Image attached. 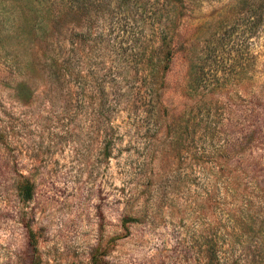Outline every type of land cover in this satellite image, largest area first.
I'll return each mask as SVG.
<instances>
[{
    "label": "rangeland",
    "instance_id": "rangeland-1",
    "mask_svg": "<svg viewBox=\"0 0 264 264\" xmlns=\"http://www.w3.org/2000/svg\"><path fill=\"white\" fill-rule=\"evenodd\" d=\"M102 1L63 72L0 0V264H264L263 0Z\"/></svg>",
    "mask_w": 264,
    "mask_h": 264
},
{
    "label": "trees",
    "instance_id": "trees-1",
    "mask_svg": "<svg viewBox=\"0 0 264 264\" xmlns=\"http://www.w3.org/2000/svg\"><path fill=\"white\" fill-rule=\"evenodd\" d=\"M17 7L22 9L20 13L21 23L23 27H28V30L34 37L40 38L39 51L44 59L48 54L49 48L56 50L55 62L60 61V71L68 70L70 56L72 53L71 46L69 48H63V43L67 40L72 45L73 36L86 40L88 33L86 31L78 33H70L69 25L73 24V19L85 18L90 12V5L93 3L97 10H101L103 6L102 0H13ZM132 0H125L129 2ZM135 1V0H133ZM24 4V5H23ZM264 4V0H263ZM25 8H28L27 10ZM30 12H35V16L43 15L40 19L34 18V15H30ZM77 20V19H76ZM165 36L159 39L157 46L154 48L156 55H162V72L168 69L169 63L172 59L175 51L173 46H165ZM166 48V49H165ZM21 197L24 200H28L32 196V185L30 183H24L20 189Z\"/></svg>",
    "mask_w": 264,
    "mask_h": 264
}]
</instances>
